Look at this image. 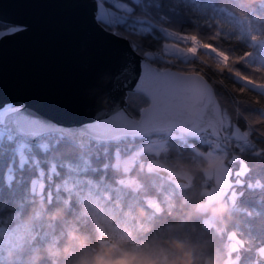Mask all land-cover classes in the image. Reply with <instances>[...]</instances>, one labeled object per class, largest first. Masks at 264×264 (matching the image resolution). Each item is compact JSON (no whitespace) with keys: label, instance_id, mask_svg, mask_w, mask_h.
Masks as SVG:
<instances>
[{"label":"trees","instance_id":"1","mask_svg":"<svg viewBox=\"0 0 264 264\" xmlns=\"http://www.w3.org/2000/svg\"><path fill=\"white\" fill-rule=\"evenodd\" d=\"M152 3L160 7H153L149 17L163 16L176 35L187 33L205 44L188 64L155 65L202 73L221 104L225 137L233 142L214 146L177 132H167L166 142L156 141L161 135L91 141L87 147L71 139L54 140L47 152L37 154L40 164L33 156L23 172L17 168L9 173L0 166V238L6 241L8 231H23L20 240L0 247V264H79L81 259L90 261L101 246L113 244L116 255H148L167 264L178 255L173 241L193 249L195 264H264L257 258L264 243V0ZM12 27L0 20V31ZM129 38L140 42L139 37ZM126 102L137 117L135 110H142L149 98L131 91ZM201 134L214 136L211 130ZM247 137L251 145L237 144ZM212 147L231 167L236 191L233 203L229 195L222 198L228 205L222 217L206 210L215 202L200 207L212 180L199 169L209 165L205 153ZM243 163L246 169L238 174ZM160 164L172 171L187 166L193 178L178 182ZM90 196L98 199L103 217L91 209ZM57 210L62 212L59 219L47 218ZM72 233L77 239L70 241ZM65 247L70 255L63 254ZM49 249L61 254L51 256Z\"/></svg>","mask_w":264,"mask_h":264},{"label":"water","instance_id":"2","mask_svg":"<svg viewBox=\"0 0 264 264\" xmlns=\"http://www.w3.org/2000/svg\"><path fill=\"white\" fill-rule=\"evenodd\" d=\"M80 2L0 0V20L13 26H28L25 32L0 37V104L23 103L40 116L58 122L68 139L87 147L91 140L115 142L122 138H116L105 121L90 124L97 110H114L117 117H124L126 110L128 117L124 119L129 124L138 118L126 108L124 88L114 80L101 78L119 62L126 45L96 29L91 21V9H85ZM167 69L184 78L183 115L174 128L136 138L167 132L195 136L211 130L223 139L225 119L210 81L197 71ZM132 86L130 81L126 87ZM149 87L141 83L134 88L149 98L140 119L152 107ZM83 124L90 129L98 127L100 131L91 139L81 140V135H85ZM257 258L264 262V243L257 248Z\"/></svg>","mask_w":264,"mask_h":264},{"label":"snow or ice","instance_id":"3","mask_svg":"<svg viewBox=\"0 0 264 264\" xmlns=\"http://www.w3.org/2000/svg\"><path fill=\"white\" fill-rule=\"evenodd\" d=\"M192 2L195 3L196 0ZM79 4L85 9H91V21L96 29L108 37L123 41L126 45V52L119 62L101 78L114 80L124 88L126 95L134 91L135 85L147 83L150 85L149 94L152 102V107L144 111L142 119L139 118L141 110H135L138 119L131 124L124 119L128 117L126 110L124 117H117L114 110L102 109L97 110L90 124L99 125L100 121H105L106 126L112 128L116 138L121 136L135 138L174 128L183 115L184 78L178 73L171 72L167 67L161 70L153 64L169 65L176 62L188 64L192 57L168 46L171 43L182 46V41L176 39L175 29L169 28L163 16L149 17L153 7L159 10V4L153 5L152 0H91L90 3L89 0H81ZM27 30V25H18L10 28L7 33L0 32V37ZM180 35L186 36L187 33ZM132 36L139 37L140 42L136 43L129 38ZM162 38H168L171 42H164ZM153 40L159 43V48L153 45ZM132 56L136 58L131 59ZM130 81L133 82V86L126 87ZM145 102L147 103V100ZM81 127L85 133L81 135V140L91 139L92 135L100 131L98 127L90 129L84 124ZM61 128L58 122L40 116L23 103L0 104V166L6 168L9 173L17 168L23 172L24 168L32 163L33 156L37 157L36 163L40 164L37 154L41 149L47 152L52 141L68 139L60 131ZM195 138L203 139L204 136L200 134Z\"/></svg>","mask_w":264,"mask_h":264},{"label":"rangeland","instance_id":"4","mask_svg":"<svg viewBox=\"0 0 264 264\" xmlns=\"http://www.w3.org/2000/svg\"><path fill=\"white\" fill-rule=\"evenodd\" d=\"M0 32H6V31H0ZM177 40L182 41V46L180 44L171 43L168 46L170 48L178 49L182 51L187 56H192L197 51V49L200 46H205V44L198 40L195 37H190L188 35L181 36L180 34L176 35L174 33ZM171 42V41H168ZM187 42V43H184ZM208 47H211L208 45ZM215 49V48H214ZM216 50V49H215ZM217 51V50H216ZM162 68V67H160ZM147 148H149V145ZM206 157L208 158L209 165H214V167L209 168L206 171V174L208 178L212 180V185L206 187V193L207 198L206 201L203 203H200V207L204 208L207 205H210L211 203L215 202L217 199L224 198L227 195H229L230 203H233L236 199V191L233 186V181L231 177V167L225 160V158L220 154V151L216 147L210 148L209 151L206 153ZM161 165V164H160ZM163 170L169 174L170 177L175 179L178 182H187L184 181L182 178L174 176L171 171L166 170L165 167H161ZM246 169V165L243 163L239 169H237L238 174H243ZM93 196H90L89 203L91 206V209H93L94 212H99L100 216H104V212L100 209H102L101 204L97 201ZM96 215V214H95ZM6 235V241L0 238V247L4 248L5 243H13L15 240H20L23 235L22 229H14L11 231H8ZM227 264H230L227 262Z\"/></svg>","mask_w":264,"mask_h":264},{"label":"clouds","instance_id":"5","mask_svg":"<svg viewBox=\"0 0 264 264\" xmlns=\"http://www.w3.org/2000/svg\"><path fill=\"white\" fill-rule=\"evenodd\" d=\"M245 3L251 4L254 3L255 0H244ZM122 163V162H118ZM115 166V165H114ZM157 167H165L164 165H157ZM214 167V165H207L206 167H202L199 171H207L209 168ZM172 171L171 169H169ZM174 176L182 178L184 181L191 182L193 176L191 170L187 166H180L178 170L172 171ZM197 210H205L200 209L199 205L196 206ZM212 216L214 217H222L228 212V205H226L222 198L217 199L215 201V206H209L206 209ZM140 215L143 216V211H140ZM62 216V212L57 210L52 213L48 219L55 220L59 219ZM73 239H77L76 234H70V241ZM84 240L80 239V244L83 245ZM172 248L176 250L178 255L171 261H168L167 264H195V258L193 256V249L186 248V246L181 242L173 241L171 242ZM117 246L115 244L108 246H101L97 253L92 256L91 260L81 259L79 264H162L159 259H153L148 255H138L135 253L123 252L120 255H116ZM63 254L70 255L69 247H65L62 250ZM49 255L57 256L60 255V252H56L54 250H48ZM39 257H37V260ZM35 264V262H34ZM55 264V262H54ZM208 264H214V261L209 260Z\"/></svg>","mask_w":264,"mask_h":264},{"label":"built area","instance_id":"6","mask_svg":"<svg viewBox=\"0 0 264 264\" xmlns=\"http://www.w3.org/2000/svg\"><path fill=\"white\" fill-rule=\"evenodd\" d=\"M203 136H204L203 140L209 141L214 146H219L222 143L221 141H225V142H229V143L233 142L232 139H230V138L228 139L226 137L224 139H222L218 136H211V135H203ZM169 139H170L169 136H161L158 139H156V141H167ZM236 142L239 145L240 144L251 145L252 140L250 139V137H247L245 140L239 139ZM135 159H137V160L140 159L138 152H136Z\"/></svg>","mask_w":264,"mask_h":264}]
</instances>
